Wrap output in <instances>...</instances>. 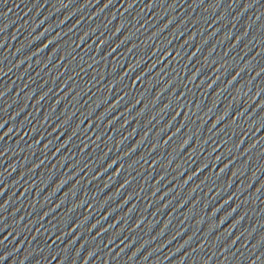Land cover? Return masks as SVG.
Returning <instances> with one entry per match:
<instances>
[{
  "label": "water",
  "instance_id": "95a60500",
  "mask_svg": "<svg viewBox=\"0 0 264 264\" xmlns=\"http://www.w3.org/2000/svg\"><path fill=\"white\" fill-rule=\"evenodd\" d=\"M262 69L264 0H0V264H264Z\"/></svg>",
  "mask_w": 264,
  "mask_h": 264
},
{
  "label": "snow or ice",
  "instance_id": "6c2138e0",
  "mask_svg": "<svg viewBox=\"0 0 264 264\" xmlns=\"http://www.w3.org/2000/svg\"><path fill=\"white\" fill-rule=\"evenodd\" d=\"M247 6V5H246ZM262 71H264V69H262ZM6 227V226H5Z\"/></svg>",
  "mask_w": 264,
  "mask_h": 264
}]
</instances>
